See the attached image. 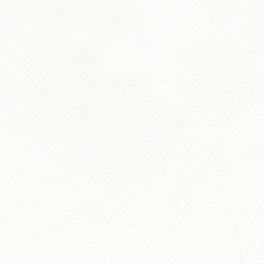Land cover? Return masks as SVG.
Masks as SVG:
<instances>
[{
    "label": "snow or ice",
    "instance_id": "6c2138e0",
    "mask_svg": "<svg viewBox=\"0 0 264 264\" xmlns=\"http://www.w3.org/2000/svg\"><path fill=\"white\" fill-rule=\"evenodd\" d=\"M0 264H264V0H0Z\"/></svg>",
    "mask_w": 264,
    "mask_h": 264
}]
</instances>
